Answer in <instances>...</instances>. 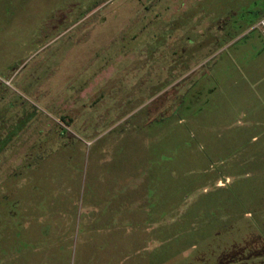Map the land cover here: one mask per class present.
Returning a JSON list of instances; mask_svg holds the SVG:
<instances>
[{"label": "rangeland", "instance_id": "374dc122", "mask_svg": "<svg viewBox=\"0 0 264 264\" xmlns=\"http://www.w3.org/2000/svg\"><path fill=\"white\" fill-rule=\"evenodd\" d=\"M262 19L264 0H0V264L264 250Z\"/></svg>", "mask_w": 264, "mask_h": 264}, {"label": "trees", "instance_id": "16d2710c", "mask_svg": "<svg viewBox=\"0 0 264 264\" xmlns=\"http://www.w3.org/2000/svg\"><path fill=\"white\" fill-rule=\"evenodd\" d=\"M228 260L224 259L223 262L227 261L230 264H264V250L261 249L258 251H251L250 253H247V255H244L240 258L236 257V258H230V261Z\"/></svg>", "mask_w": 264, "mask_h": 264}, {"label": "built area", "instance_id": "2783aa9c", "mask_svg": "<svg viewBox=\"0 0 264 264\" xmlns=\"http://www.w3.org/2000/svg\"><path fill=\"white\" fill-rule=\"evenodd\" d=\"M258 26L261 30V33L264 35V19H262L259 23Z\"/></svg>", "mask_w": 264, "mask_h": 264}]
</instances>
